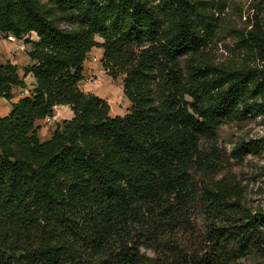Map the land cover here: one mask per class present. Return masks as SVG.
I'll list each match as a JSON object with an SVG mask.
<instances>
[{
    "label": "trees",
    "instance_id": "1",
    "mask_svg": "<svg viewBox=\"0 0 264 264\" xmlns=\"http://www.w3.org/2000/svg\"><path fill=\"white\" fill-rule=\"evenodd\" d=\"M227 9V0H0V33L30 46L22 68L0 63V97L26 85L21 69L35 79L0 114V264L264 256V201L248 207L217 179L218 130L264 116V27L249 21L237 34L243 58L218 63L211 48ZM95 47L122 80L124 115L81 87ZM59 105L73 116L41 139L38 121Z\"/></svg>",
    "mask_w": 264,
    "mask_h": 264
},
{
    "label": "rangeland",
    "instance_id": "2",
    "mask_svg": "<svg viewBox=\"0 0 264 264\" xmlns=\"http://www.w3.org/2000/svg\"><path fill=\"white\" fill-rule=\"evenodd\" d=\"M228 9L223 18L222 28L211 50L218 63L236 61L243 58V44L237 34L251 28L249 21L262 24L264 27V0H227ZM20 40H10L9 36L0 33V50H15ZM29 45V44H28ZM29 46L26 45L24 50ZM92 56L98 58L94 61ZM85 78L81 87L86 92L94 93L105 99L110 105L111 115H124L128 112L130 101L124 94L121 79H113L103 68L100 54H90L85 62ZM101 83L105 87L97 88ZM2 110L0 109V113ZM55 112V108H54ZM9 114V113H8ZM7 114V115H8ZM57 115V113H55ZM65 120L57 115L54 120H46L40 125L41 139L49 138L58 124ZM257 141L261 144L257 151H245L241 158L237 154L241 145ZM216 147L221 150L219 159L220 173L218 178H224L241 190V200L244 205L256 206L264 201V116H257L245 121H235L223 125L218 130L215 140ZM209 145H205L207 148ZM198 229L203 230L205 217L201 213L195 216ZM152 259L151 248L142 247ZM242 264H264V256L246 259Z\"/></svg>",
    "mask_w": 264,
    "mask_h": 264
},
{
    "label": "crops",
    "instance_id": "3",
    "mask_svg": "<svg viewBox=\"0 0 264 264\" xmlns=\"http://www.w3.org/2000/svg\"><path fill=\"white\" fill-rule=\"evenodd\" d=\"M26 45L29 46L28 44ZM90 54H100V57L102 58L103 49L95 47L91 50ZM6 62L17 64L20 68H22L23 66L29 63V57L27 55V50H12V47H11V50H0V63H6ZM20 74L22 77H24V81L26 85L24 87L22 86L14 87L13 98L10 101L5 98L0 97V109L2 110V112L0 113L1 115H7L11 110L12 103L17 102L19 99H21L25 95H28L30 93V90L34 86L35 79L32 74H28L27 76H24V72L22 69L20 70ZM54 113H57L58 116L63 117L64 119H70L73 116V111L68 105L56 106ZM43 122H44V119L39 120L38 124L41 125ZM52 133L49 136V138L52 136ZM39 134H40V131H39Z\"/></svg>",
    "mask_w": 264,
    "mask_h": 264
},
{
    "label": "built area",
    "instance_id": "4",
    "mask_svg": "<svg viewBox=\"0 0 264 264\" xmlns=\"http://www.w3.org/2000/svg\"><path fill=\"white\" fill-rule=\"evenodd\" d=\"M33 37H34V35H33ZM9 38H10V40H16V38H15L14 36H12V35H9ZM17 40H18V39H17ZM20 42H21V43H19V44L17 45V47L15 48V50H24V49H25V47H26V43L24 42V40H20ZM92 59H93L94 61H98V58L95 57V56H92ZM56 118H57V115L54 113V114H52V115L47 116V117H46V120H54V119H56Z\"/></svg>",
    "mask_w": 264,
    "mask_h": 264
},
{
    "label": "bare ground",
    "instance_id": "5",
    "mask_svg": "<svg viewBox=\"0 0 264 264\" xmlns=\"http://www.w3.org/2000/svg\"><path fill=\"white\" fill-rule=\"evenodd\" d=\"M95 87H97V88H103V87H105V86L102 85L101 83H99V84L95 85Z\"/></svg>",
    "mask_w": 264,
    "mask_h": 264
}]
</instances>
